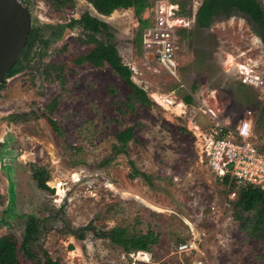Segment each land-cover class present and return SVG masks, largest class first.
Instances as JSON below:
<instances>
[{
  "label": "rangeland",
  "instance_id": "1",
  "mask_svg": "<svg viewBox=\"0 0 264 264\" xmlns=\"http://www.w3.org/2000/svg\"><path fill=\"white\" fill-rule=\"evenodd\" d=\"M172 1L177 11L180 6L186 11L179 15L186 34L179 35L178 77L155 57L144 56L131 8L97 16L87 0L62 9L48 0H30L31 23L42 29L48 45L41 57L0 88V138L8 137L18 154L12 161L11 211L5 210L8 179L0 171V235L17 240L20 264H34L20 248L27 214L40 223L32 251L41 259L48 252L62 264H129L118 246L97 233L130 223L135 214L142 227L158 217L163 231L174 230L187 240L206 238L204 252L213 264H264V241L246 236L233 217L224 228L227 213L221 204L226 192L206 160L208 133L216 122L252 120L254 140L264 148V42L240 16H222L210 28L200 29L194 22L201 0ZM84 11L108 23L110 41L153 104L127 106L129 86L107 64L72 62L89 47L80 40L84 34L79 26L65 28L54 38L58 24ZM49 24L54 28L46 27ZM98 37L106 40L104 34ZM50 63L63 66L60 77L58 72L47 75ZM249 75H261L263 84L245 83ZM187 94L191 104L183 101ZM54 97L56 107L49 112L46 105ZM129 126L134 138L124 152H116L115 134ZM34 166L48 171L45 183L52 191L38 186ZM134 168L140 174L132 178ZM130 256L134 264L149 263L145 252Z\"/></svg>",
  "mask_w": 264,
  "mask_h": 264
},
{
  "label": "trees",
  "instance_id": "2",
  "mask_svg": "<svg viewBox=\"0 0 264 264\" xmlns=\"http://www.w3.org/2000/svg\"><path fill=\"white\" fill-rule=\"evenodd\" d=\"M23 3L30 7V0H22ZM92 7L102 15H110L117 9L133 10L137 18L139 29L137 31L136 42L141 44L142 28L146 25V20L142 18V13L146 7H149L151 0H87ZM75 0H48L50 6L55 9H62L66 6L72 7ZM180 14L185 15L186 11L180 6ZM240 16L244 18L254 33L259 39L264 42V5L260 0H201L195 11V26L200 29L210 28L220 17ZM79 26L84 34V39L80 38L81 42L89 45L87 50L72 58L75 64L89 63L95 67H103L107 64L112 73L121 78L128 86L129 93L126 96L125 104L132 107L135 103L143 105L153 104L148 92L141 88L132 80V71L130 67L123 63L116 45L110 41L113 35L110 33V26L105 21L101 20L89 11L81 13L77 19H71L66 25H59L58 32L60 33L66 26ZM40 28L32 23L28 37L27 47L32 44L39 34ZM179 35L184 36L186 29L181 27L178 31ZM99 34H104L106 40L98 37ZM20 60L12 66L8 71L7 76H11L20 70ZM63 66H56L50 63L46 66V73L51 76L58 72V76L62 74ZM4 85L1 84L0 88ZM196 89V84H192V90ZM183 101L186 104H191L193 98L187 94ZM57 99L52 98L46 105L49 112H53L56 107ZM47 120L52 128L62 134L56 122L47 115ZM118 145L116 152H124L127 143L134 138L133 127L129 126L125 130L117 131L115 134ZM140 172L134 168L131 174L135 178ZM142 175L146 178L145 173ZM33 177L36 179L39 187L50 189L46 185V180L49 178V173L44 167L34 166ZM222 183L226 182V178L221 179ZM233 184V188H234ZM1 201V196H0ZM157 217V216H156ZM232 217L238 223L241 231L248 237H255L264 241V193L252 186L247 185L238 187V196L232 210ZM146 221L143 226L139 214H135L130 223L124 225H116L108 230L99 231L98 236L109 240L113 246H118L121 252L129 260V264H134L136 261L132 259L130 254L145 252L149 255V263L137 264H184L190 259L183 253H177V245L188 239L187 235H181L174 230L163 231L160 225V219ZM157 226V227H156ZM161 226V228H159ZM84 228L88 229L89 225ZM39 222L34 216H29L21 237L20 248L24 251L28 258L34 261V264H62L58 259H53L48 252H43L42 259L32 251L31 245L38 240ZM78 239L82 235H78ZM18 244L17 240L12 235H0V264H20L17 259ZM175 251V252H174Z\"/></svg>",
  "mask_w": 264,
  "mask_h": 264
},
{
  "label": "built area",
  "instance_id": "3",
  "mask_svg": "<svg viewBox=\"0 0 264 264\" xmlns=\"http://www.w3.org/2000/svg\"><path fill=\"white\" fill-rule=\"evenodd\" d=\"M175 4L172 0L151 1L147 15L142 16L147 22L142 28L141 45L145 57H155L170 75L178 77V31L183 26H180L182 21ZM244 82L263 84L261 75H249ZM244 124L249 125L246 134L241 133ZM253 130L252 120L244 119L236 125L216 122L208 133L207 164L217 177L226 178L223 183L226 193L221 204L222 212L227 213L226 220L222 221L224 228L232 218L238 187L250 185L264 193V148L257 145ZM229 229L224 230L226 234ZM205 239L194 238L177 245L178 253L190 256L185 264H213L204 252ZM219 241L223 245V241Z\"/></svg>",
  "mask_w": 264,
  "mask_h": 264
},
{
  "label": "water",
  "instance_id": "4",
  "mask_svg": "<svg viewBox=\"0 0 264 264\" xmlns=\"http://www.w3.org/2000/svg\"><path fill=\"white\" fill-rule=\"evenodd\" d=\"M30 25L31 12L22 0H0V85L23 52Z\"/></svg>",
  "mask_w": 264,
  "mask_h": 264
},
{
  "label": "flooded vegetation",
  "instance_id": "5",
  "mask_svg": "<svg viewBox=\"0 0 264 264\" xmlns=\"http://www.w3.org/2000/svg\"><path fill=\"white\" fill-rule=\"evenodd\" d=\"M66 7H69V6H66ZM28 8H29V10L31 12L30 7H28ZM72 19H77V18H72ZM47 21H50V20H47ZM68 22H70V21H68ZM68 22L58 24L57 27H56V30H58L59 25H64V24L66 25ZM31 26H32V23L30 25V28H31ZM46 27L54 28V26L51 25V24L46 25ZM65 28H71V27L66 26ZM54 33H56V32H54ZM60 33L57 32L54 38H56V37L58 38L60 36ZM27 42H28V39H27ZM27 42L25 44V47L23 49V52L21 53L20 57L16 61V63H17L20 60V62H19V65H21L20 66L21 67L20 70H22L26 65L32 63V61H34V59H35L36 56H38V57H41L42 56V54H43L42 51L48 45L49 39H47L43 35L42 29H41L40 32H39V34L37 35L36 39H34V41L32 42V44H30V46H28V50L25 53V50H26V47H27ZM37 43H39V45H38V47L35 48V44H37ZM78 65H80V64H78ZM17 155L18 154H17L16 150L13 149V148H11V146L9 144V138L8 137L7 138H4L3 137V139L0 138V171H2V169H3L4 172L6 173V176L5 177L8 179V187H9V191H8L9 200H8V203H7V206H6V209H5L6 211H8V210L11 211L13 209V207H14V191H13L14 184L12 182L11 174H12V161L17 157ZM1 204H2V197H1L0 205ZM31 215L35 217V215H33V214H27L26 217H25L24 226H25V224H26L29 216H31ZM36 219L38 220V218H36ZM38 222H39V220H38ZM39 225H40V223H39ZM23 230H24V228H23ZM7 235H9V234H7Z\"/></svg>",
  "mask_w": 264,
  "mask_h": 264
},
{
  "label": "clouds",
  "instance_id": "6",
  "mask_svg": "<svg viewBox=\"0 0 264 264\" xmlns=\"http://www.w3.org/2000/svg\"><path fill=\"white\" fill-rule=\"evenodd\" d=\"M249 125L244 124L243 127L241 128V133L246 134L248 131Z\"/></svg>",
  "mask_w": 264,
  "mask_h": 264
},
{
  "label": "bare ground",
  "instance_id": "7",
  "mask_svg": "<svg viewBox=\"0 0 264 264\" xmlns=\"http://www.w3.org/2000/svg\"><path fill=\"white\" fill-rule=\"evenodd\" d=\"M241 67H242V69H243V68H245L246 66L244 67V66L241 65ZM247 70H248V69H247ZM249 71H251V70H249ZM246 73H247V72H246ZM180 105H181V104H180ZM56 186L59 187V184L56 183Z\"/></svg>",
  "mask_w": 264,
  "mask_h": 264
},
{
  "label": "crops",
  "instance_id": "8",
  "mask_svg": "<svg viewBox=\"0 0 264 264\" xmlns=\"http://www.w3.org/2000/svg\"><path fill=\"white\" fill-rule=\"evenodd\" d=\"M97 16H104V15H102V14H98Z\"/></svg>",
  "mask_w": 264,
  "mask_h": 264
}]
</instances>
